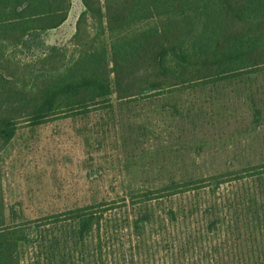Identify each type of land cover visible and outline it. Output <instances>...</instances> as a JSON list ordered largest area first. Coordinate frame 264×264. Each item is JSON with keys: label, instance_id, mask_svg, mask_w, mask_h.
Wrapping results in <instances>:
<instances>
[{"label": "trees", "instance_id": "obj_1", "mask_svg": "<svg viewBox=\"0 0 264 264\" xmlns=\"http://www.w3.org/2000/svg\"><path fill=\"white\" fill-rule=\"evenodd\" d=\"M61 123L95 188L30 216L11 149ZM126 232L137 254L170 233V264H264V0H0V264H136Z\"/></svg>", "mask_w": 264, "mask_h": 264}, {"label": "rangeland", "instance_id": "obj_2", "mask_svg": "<svg viewBox=\"0 0 264 264\" xmlns=\"http://www.w3.org/2000/svg\"><path fill=\"white\" fill-rule=\"evenodd\" d=\"M75 18L76 13L72 14L65 27L53 33V41L62 42L72 35ZM10 159L12 168L7 175L12 176L5 180L7 204L23 201L30 216L58 210L68 204L73 206L76 202L85 203L88 200L87 193L91 195L95 188L87 180L90 163L85 149L67 123L43 128L35 135L24 134L22 139L14 143ZM128 234L126 232L123 237L126 239L125 245L129 254L132 255L134 251L129 245L134 244L128 242L132 241ZM169 234L164 232L162 235H154V243L141 249L139 254L134 252L135 263L139 264V260L148 259L149 264H170V254L174 251L170 250L172 245ZM35 251L25 247L22 264L32 262ZM147 251H150V256L145 255Z\"/></svg>", "mask_w": 264, "mask_h": 264}]
</instances>
